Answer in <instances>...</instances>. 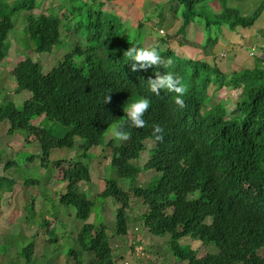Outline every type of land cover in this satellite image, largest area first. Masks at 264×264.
<instances>
[{
    "label": "trees",
    "instance_id": "1",
    "mask_svg": "<svg viewBox=\"0 0 264 264\" xmlns=\"http://www.w3.org/2000/svg\"><path fill=\"white\" fill-rule=\"evenodd\" d=\"M212 1L219 3V11L213 8ZM233 1L169 0L177 2L179 11L182 10L184 24L177 34L197 18L204 20L210 32L217 27L219 31L226 28L235 33L240 28L253 27L264 12V0L251 9L241 4L245 0H239L240 4ZM37 2L0 0V65L6 62L9 53L8 37L15 28L14 15L22 9L34 10ZM84 4L85 7L60 10L61 17L50 13L27 16L25 38L28 47L38 54H51L62 42L63 23L72 31L73 24L71 27L69 24L76 17L80 19L74 28L80 36L84 35V40L78 41L71 52L58 55V63L50 70L32 57L18 62L11 77L17 84L16 91H28L30 97L21 107L13 101L0 105V124L9 122L11 135L23 131L34 134L42 145V165H47L53 149H72L77 140H82L83 147L78 157H88L91 148L102 144L110 127L116 123L123 125L130 135L120 145L114 139L108 142L112 148L110 167L116 169L119 178L133 181L143 170L161 172L147 187H133L134 196L147 208L136 220H143L158 236L170 234L173 257L187 264H264L260 254L264 251V58L253 68L223 72L219 66L204 60L176 57L168 47L169 36H165L159 39L160 44L145 48L156 47L161 56L171 58L173 63L167 67L153 64L141 68L140 62L132 61L124 53L133 45L144 46H138L137 41L122 33L124 25L120 17L107 16L100 0H96L97 9L89 1ZM182 37L183 46H198ZM209 42L211 53L217 40L210 34L206 43ZM133 63L137 64L135 69ZM157 71L161 74L172 71L184 78L186 107L176 105L175 93L167 89H160V95L151 92L147 81L155 79ZM223 88L239 91L233 109L227 99L213 101V96ZM107 95L111 99L105 103ZM143 96L151 99L145 113L147 123L143 127H131L125 107ZM38 118L43 120L33 124ZM47 121L60 123L66 128L65 133L60 135L44 127ZM156 125L163 129L162 140L155 138ZM148 139L156 146L151 148L148 161L137 166L133 162L140 159ZM56 165L59 179L67 182L59 203L74 207L76 217L86 220L94 200L80 184L90 182V164L62 158ZM38 182L34 178L23 184ZM15 186L13 179L0 176V193L12 192ZM100 195L114 198L121 205L115 233L126 236L131 220L126 215L130 195L114 179H107ZM34 201L35 197L33 204L28 203L32 209ZM41 222L50 226L46 219ZM48 231L51 233V229ZM107 233L106 226L86 225L77 235V245L68 249L66 264H116ZM184 237L199 240L217 252L200 256L191 245L180 243ZM55 240L50 237L47 243ZM35 249L33 242L23 249L27 263ZM89 254L94 255L91 262Z\"/></svg>",
    "mask_w": 264,
    "mask_h": 264
},
{
    "label": "rangeland",
    "instance_id": "2",
    "mask_svg": "<svg viewBox=\"0 0 264 264\" xmlns=\"http://www.w3.org/2000/svg\"><path fill=\"white\" fill-rule=\"evenodd\" d=\"M37 1L38 5L34 10L22 9L14 15L15 28L8 37L9 53L6 62L0 65V105L13 101L21 107L24 100L30 97L28 91L21 93L16 91L17 84L11 77V71L18 62L32 57L41 62L46 70H50L58 63V55L71 52L78 41L82 38L84 40V35L80 36L74 28L80 19L76 17L69 24L70 27L73 24L72 31L67 30L68 26L63 23L62 42L54 48L51 54H38L28 47L29 44L25 38L27 33L24 27L30 13L36 15L50 13L60 16V10L85 7L84 3L87 1L93 8H99L96 0ZM41 1L44 3L40 4ZM12 2L13 0H10V3ZM207 2L210 3V0ZM233 2L240 4L239 0ZM259 2L260 0H245L241 4L251 9ZM168 3V0H159L158 2L146 0L144 4L142 3L145 7L142 11H130L127 6L120 8L119 11H113L119 15L124 25L122 33L137 41L138 46L150 47L154 43L160 44V38L169 36L168 47L174 50L176 57L183 60L188 58L204 60L211 63L212 66H219L223 72L229 73L253 68L257 66L261 58H264V12L253 27L240 28L235 33L226 28L219 31L217 27L212 28L210 32L205 28L204 20L197 18L185 28L184 32L178 35L177 31L184 24V19L181 15L182 10L179 11L181 7L177 2L171 3L172 14L170 15L174 16L176 13L178 21L171 19L170 26L163 28V32H161V27H158L164 23V18H159V13L162 9L168 8ZM211 4L213 8L220 10L217 1H212ZM109 13L110 15L114 14L107 11V16ZM103 18L105 21H109L106 16ZM210 34L212 38H216L217 43L212 47L215 54L206 56L205 51L210 50L212 46L210 42L206 43ZM182 36L202 45L205 44V47H202L203 50L193 45L180 47L179 42L182 41ZM225 36L226 38H224ZM32 44L35 46L33 41ZM238 95H240L239 91L223 88L213 96V101L227 99L228 105L233 109V103L236 102ZM42 120L43 118H38L32 123L38 124ZM43 126L52 129L54 133H60V135L64 134L66 130L56 121L44 122ZM112 127L104 135L102 144L88 151V157H78L83 153V147L81 146L82 140H77L72 149H53L47 165H42L44 157L42 145L34 134L23 131L11 135L8 132L9 122L5 121L0 124V151L2 152L0 176H6L16 182L12 192L0 193V264H66L68 249L77 245V235L86 225L90 226L93 223L98 228L106 226L110 244L114 249L116 264H187V261L173 257L170 250V234L158 236L144 224L143 220H136L139 214L144 213L147 208L139 198L134 196L133 187H147L153 178L157 179L161 176V172L154 170L144 172L145 170H143L136 181L119 178L116 169L113 166L110 167L112 148L108 146V142L114 139V143L120 145L128 139L121 140L115 137L112 134ZM145 144L146 149L141 153L140 159L133 162L137 166H143L148 161L151 148L156 146L155 142L149 139L145 141ZM62 158L80 159L90 164L91 180L80 184L81 189L94 200V207L86 220L76 217L74 207L64 206L58 201L60 193L67 188V182L58 177L56 165V162ZM10 162L11 164L8 165ZM34 178L39 179L37 184H23L25 180ZM107 179L116 180L130 195V206L126 208V215L131 220L128 221L126 236L115 233L116 215L121 205L114 198H104L100 195L106 187ZM34 197V209H32L28 203L33 204ZM44 219L49 221L50 226L42 224L41 221ZM207 221H210L209 217ZM48 229H51V233ZM50 237L56 240L48 244L47 241ZM32 242L36 244V249L34 255L31 256V261L27 263V256L23 249ZM180 243L191 245L193 249L198 250L200 256L215 251L213 247L205 246L199 240L190 237L182 238ZM260 254L264 257L263 250L260 251ZM89 255L90 258H88ZM89 255L86 257L91 262L94 255Z\"/></svg>",
    "mask_w": 264,
    "mask_h": 264
},
{
    "label": "clouds",
    "instance_id": "3",
    "mask_svg": "<svg viewBox=\"0 0 264 264\" xmlns=\"http://www.w3.org/2000/svg\"><path fill=\"white\" fill-rule=\"evenodd\" d=\"M161 31H163V29H161ZM124 55L131 58L132 61L140 62L139 67L141 68H147L153 64H163L167 67L173 63L171 58L166 59L161 56L156 47L145 48L133 45L125 51ZM136 67L137 64L133 63L132 68L135 69ZM147 82L152 93L160 95V89H167L168 91L175 93L173 99L176 105L181 108L186 107L184 95L187 92V84L184 81V78L178 73L167 71L164 74H161L160 71H157L155 79L149 78ZM110 99L111 96L107 95L105 97V103ZM150 103V97L143 96L133 100L125 107L127 119L128 122H130L131 127H143L147 123L145 120V113L149 109ZM162 132L163 129L159 125H156L154 133H156L155 138L157 140L163 139ZM112 134L121 140H126L128 139L130 132L123 125H113Z\"/></svg>",
    "mask_w": 264,
    "mask_h": 264
},
{
    "label": "crops",
    "instance_id": "4",
    "mask_svg": "<svg viewBox=\"0 0 264 264\" xmlns=\"http://www.w3.org/2000/svg\"><path fill=\"white\" fill-rule=\"evenodd\" d=\"M100 1L104 3V6H103V9L104 10H106L108 12H111V13H114L113 15H116L118 17H119V15H117V13L114 12L115 10H118L119 11L124 6H127V9H130V11H134V10H140V11H142L145 8V7H143V4L146 2V0H100ZM158 1L159 0H156V2H158ZM121 4H123V6L120 7ZM167 5H168V8L167 9L165 8L166 10H163L162 9V16H161V14L159 16V18H164V23L162 24L161 29L166 28V27H169L170 26L171 19H174V20L178 21V19H177V16L178 15L176 13L174 14V16L170 15V14H172V6H171V3L169 2ZM181 38H182V41H183V37H181ZM187 40H189V38ZM182 41L179 42L180 47H184V46H190L191 47V45H184L183 46L182 45ZM189 41L195 43L198 46H201L202 45L200 43H197L195 41H192L191 39ZM198 49L203 50L202 48H198ZM208 52L210 53V50H208ZM208 54H206V56H211V55H214L215 53H213V51H212L209 55Z\"/></svg>",
    "mask_w": 264,
    "mask_h": 264
},
{
    "label": "built area",
    "instance_id": "5",
    "mask_svg": "<svg viewBox=\"0 0 264 264\" xmlns=\"http://www.w3.org/2000/svg\"><path fill=\"white\" fill-rule=\"evenodd\" d=\"M161 32H163V31H161Z\"/></svg>",
    "mask_w": 264,
    "mask_h": 264
}]
</instances>
